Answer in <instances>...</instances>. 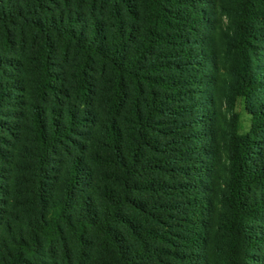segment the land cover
<instances>
[{
    "label": "trees",
    "instance_id": "obj_1",
    "mask_svg": "<svg viewBox=\"0 0 264 264\" xmlns=\"http://www.w3.org/2000/svg\"><path fill=\"white\" fill-rule=\"evenodd\" d=\"M48 1L0 0V23L30 19L44 35L39 97L57 96L60 89L52 67L51 35L58 34L84 52L77 79L80 94H88L89 58L98 57L112 72L111 111H118L130 98L132 125L128 134L112 121L97 126L92 147L98 153H91L86 160L74 156L65 162L55 206L45 203L41 192L48 161L67 139L91 123H86V115L70 110L59 119L40 106L34 107L31 120L37 142L38 209L24 220V230H12L10 222L1 225L10 234L12 245L10 249L0 239L3 264H27L26 256L41 251L44 240L49 244L61 240L64 231L77 241L79 253L87 247L89 231L99 234L111 251L109 264L163 261V253H171L176 258L174 264H208L212 240L221 230L227 237L226 264H264V143L257 139L264 135V64L260 61L264 40L254 25L255 12L264 7V0H235L232 17L236 20L230 33L225 32L223 20L209 0H141L144 31L120 22L109 39H104V29L95 20L83 27L79 13L36 17ZM109 1L114 10L136 13L132 9L135 0H89L92 7H103ZM226 50L237 59L231 69L235 80L229 85L233 96L227 107L233 108L236 97L249 100L257 93L263 95L260 103L250 107L247 133L238 132L235 112L230 115V127L218 125L223 118L220 108L225 106L220 98L225 67L220 60ZM6 62L0 56V68ZM174 71L178 77L172 75ZM10 92V86L0 83V110L11 99ZM222 134L226 137L223 155L216 139ZM103 160L114 173L104 171V183L94 181L87 191L90 178L95 177L91 162ZM189 160L193 165L187 164ZM151 165L180 174H190L187 169L194 168L197 176L191 184L181 181L173 185L177 192L194 188V195L171 203L176 212L186 214L182 215V230L172 236L140 223L134 215L145 206L136 194L142 184L139 179ZM223 169L227 173L220 185L216 171ZM109 177L118 187L105 182ZM218 200L223 211L215 215ZM174 216L178 215L171 218ZM159 242L172 245V249H159Z\"/></svg>",
    "mask_w": 264,
    "mask_h": 264
},
{
    "label": "rangeland",
    "instance_id": "obj_2",
    "mask_svg": "<svg viewBox=\"0 0 264 264\" xmlns=\"http://www.w3.org/2000/svg\"><path fill=\"white\" fill-rule=\"evenodd\" d=\"M217 11V17L223 20L225 32H232L231 27L234 25L232 11L235 9V0H209ZM135 14H129L125 9L118 8L114 10L111 1L106 2L103 7L93 6L89 0H49L36 17H50L52 15H76L79 13L83 27L88 26L92 20L101 24L104 31V39H109L112 30L117 23H126L134 25L138 32L145 29L143 18V7L141 0L132 2ZM3 3H0V8ZM255 27L258 32L263 35L264 40V7H258L255 12ZM52 34V33H51ZM43 34L35 29L30 19L16 18L13 22L6 24L0 23V56L7 62L0 68V83L3 86H10L9 102L0 110V117L3 123L0 124V227L3 223L10 222L12 230L20 228L24 230V220L35 215L38 204L37 196V172L35 165L37 161V142L35 140L32 125V110L36 106L44 109L47 114H53L57 118L66 116L67 112H76L86 115L87 120L91 118L93 121L88 127H83L75 132L70 139L62 144L58 152L50 158L45 170L43 190L45 203L50 201L57 206L60 197V184L65 162L71 157L89 158L91 153H98V150L92 147V142L97 134V126H104L107 121H112L121 128V132L128 134L132 121L130 120L129 102L127 99L118 111L113 112L112 103H110L111 77L112 72L108 63L102 64L100 59L90 56L89 66L87 68V87L88 94L82 95L78 91V72L79 65L84 58V52L76 49L71 41L63 36L52 34L53 59L52 67L56 78L60 82V89H57V96L48 95L43 99L37 93V86L40 77V65L43 57ZM264 45V44H263ZM261 64H264V46L261 49ZM221 64L224 65L223 76L225 83L223 92L220 95L222 103L225 105L220 108L223 113L222 120H218V125L222 127H230V115L232 112L237 113L236 127L238 132L247 133L251 127L250 113L251 105L260 103L263 95L257 93L253 98L246 100L244 97H236L233 108L227 107L232 100L233 93L229 87L235 78L231 73L233 66L237 64V59L228 50L221 56ZM178 72H173V76H177ZM183 75V74H180ZM219 108V107H218ZM3 115V116H1ZM158 136L157 139H162ZM217 145L220 154L223 155L226 137L224 134L217 136ZM260 144L264 143V135L257 137ZM91 143V146L88 144ZM88 145V146H87ZM155 158L153 154L150 156ZM165 155V154H164ZM224 161V160H223ZM193 161H187V164L193 165ZM92 171L94 170V179L89 180L87 191H90L94 181H102L104 183V171H108V175L114 173L113 168L106 165L104 160L101 162L92 161ZM186 165V163H184ZM190 174H180L176 170L163 166H153L148 168L147 175L141 177L142 182L137 198L145 206L140 211L134 213L140 223L157 228L166 235H171L174 231L182 230L184 212H176L171 208V203L186 199L193 196L192 192L176 191L173 189L175 183L195 182L196 174L192 170ZM224 169L216 171V177L222 185ZM222 178V180H221ZM108 185L118 187L113 177H109ZM148 184H147V183ZM152 182V186H150ZM153 183H155L153 185ZM172 187V188H171ZM175 190L176 192H172ZM181 190V189H180ZM192 193V194H191ZM153 205V208H152ZM216 214L219 215L222 209L221 202L215 203ZM152 208V209H151ZM186 211V208L184 209ZM132 213V211H130ZM152 215V216H151ZM172 215L174 218H171ZM218 229V228H216ZM126 232V231H125ZM0 233L4 241L10 249V234L0 228ZM61 240L43 241L44 246L34 256H26L27 264H109L111 251H109L102 243V237L89 231L87 247L79 253L78 243L66 231L63 232ZM172 236V235H171ZM226 233L224 230L217 232V236L213 241V249L210 248L208 264H226V256L224 253ZM1 240V241H2ZM2 241V242H3ZM136 242V241H135ZM160 249H172V245L162 242L156 244ZM210 246V245H209ZM4 247V246H3ZM211 247V246H210ZM171 254V253H170ZM168 253L161 254V259L149 260L145 264H174L176 258ZM1 255V254H0ZM0 264L3 259L0 258Z\"/></svg>",
    "mask_w": 264,
    "mask_h": 264
}]
</instances>
